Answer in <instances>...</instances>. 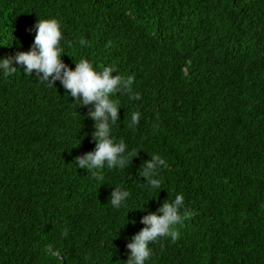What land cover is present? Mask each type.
<instances>
[{
	"label": "trees",
	"instance_id": "16d2710c",
	"mask_svg": "<svg viewBox=\"0 0 264 264\" xmlns=\"http://www.w3.org/2000/svg\"><path fill=\"white\" fill-rule=\"evenodd\" d=\"M49 18L69 68L133 77L111 97V135L138 152L96 179L73 161L95 147L93 105L15 63L0 73V264H125L141 218L177 194L189 215L145 264H264V0H0V57L27 51ZM154 154L160 191L140 177Z\"/></svg>",
	"mask_w": 264,
	"mask_h": 264
},
{
	"label": "clouds",
	"instance_id": "9594fccd",
	"mask_svg": "<svg viewBox=\"0 0 264 264\" xmlns=\"http://www.w3.org/2000/svg\"><path fill=\"white\" fill-rule=\"evenodd\" d=\"M34 39L27 51H18L14 57H0V73L4 76L11 75L16 67L13 63L23 68L25 76L35 75L37 79L49 86L54 87L56 81L70 95L79 107L93 105L88 111L87 117L94 122L92 141L95 147L92 151L82 156L74 157L73 161L77 168L87 169L93 176L102 180V169L107 166L111 168L124 169L128 167L132 158L138 151L128 153L127 145L123 140L116 141L111 135V126L118 120V102L111 97L119 92L131 93L130 85L133 77H123L116 72L113 66L94 68L87 59H81L74 63V69L69 68L61 60L64 54L60 41L62 40L61 24L56 18L36 20L33 25ZM84 43L83 40L80 41ZM139 99V95L132 97ZM139 113L131 115L130 127L135 126L139 121ZM167 162L159 154H154L150 159L145 160L141 167L140 177L147 181L149 187L163 189V177L160 176V169L167 168ZM130 193L126 189L113 188L110 195V203L114 208L122 207ZM142 211V206L138 208ZM183 210V214L182 213ZM161 215L154 213L141 218L145 225L138 233L131 237L126 244L129 250L125 264H145L151 255L149 244L161 237H171L175 241L179 233L175 226L189 215L184 206V196L177 194L171 202L166 200L161 203L158 209ZM135 224V221H132Z\"/></svg>",
	"mask_w": 264,
	"mask_h": 264
}]
</instances>
